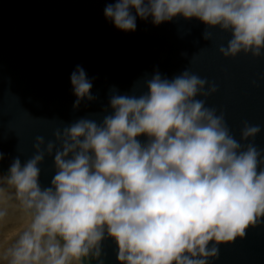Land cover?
<instances>
[{"label": "clouds", "instance_id": "clouds-1", "mask_svg": "<svg viewBox=\"0 0 264 264\" xmlns=\"http://www.w3.org/2000/svg\"><path fill=\"white\" fill-rule=\"evenodd\" d=\"M103 15L125 33L138 19L196 20L205 40L212 30L229 36L223 58L264 55V0H115ZM70 84L74 107L93 99L81 66ZM145 88L112 94L101 121L82 118L47 141L39 135L34 155L13 161L7 182L30 222L7 249L8 264H90L106 236L120 264H209L219 245L264 217V159L243 143L260 126L245 124L238 140L206 106L216 87L190 70L171 80L157 73ZM45 156L55 175L42 189ZM6 215L0 209V220Z\"/></svg>", "mask_w": 264, "mask_h": 264}, {"label": "water", "instance_id": "water-1", "mask_svg": "<svg viewBox=\"0 0 264 264\" xmlns=\"http://www.w3.org/2000/svg\"><path fill=\"white\" fill-rule=\"evenodd\" d=\"M110 3L115 0H0V174L7 178L16 158L23 165L34 155L37 136L47 141L82 118L101 121L110 114L112 94L140 95L153 75L171 80L186 70L216 87L206 106L223 114L238 140L245 124L260 126L243 143L264 159V55L223 58L218 49L229 36L212 30L205 40L196 20L154 26L138 19L134 32L118 31L103 15ZM77 66L92 82L93 99L74 107L70 74ZM53 158L39 165L42 189L55 175ZM100 247L90 264H120L111 238ZM209 264H264V217L243 237L219 245Z\"/></svg>", "mask_w": 264, "mask_h": 264}, {"label": "rangeland", "instance_id": "rangeland-1", "mask_svg": "<svg viewBox=\"0 0 264 264\" xmlns=\"http://www.w3.org/2000/svg\"><path fill=\"white\" fill-rule=\"evenodd\" d=\"M0 189H3L0 192V209L7 212L5 218L0 220V264H8L7 249L11 247L18 235L27 228L30 219L20 207L13 187L8 184L7 178L2 174H0Z\"/></svg>", "mask_w": 264, "mask_h": 264}, {"label": "bare ground", "instance_id": "bare-ground-1", "mask_svg": "<svg viewBox=\"0 0 264 264\" xmlns=\"http://www.w3.org/2000/svg\"><path fill=\"white\" fill-rule=\"evenodd\" d=\"M5 197V196H4ZM7 198V197H6ZM10 198V197H9ZM8 200V199H7Z\"/></svg>", "mask_w": 264, "mask_h": 264}]
</instances>
